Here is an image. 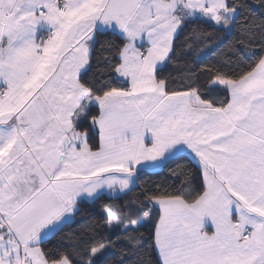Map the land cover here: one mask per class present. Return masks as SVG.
Returning <instances> with one entry per match:
<instances>
[{"label": "snow or ice", "instance_id": "1", "mask_svg": "<svg viewBox=\"0 0 264 264\" xmlns=\"http://www.w3.org/2000/svg\"><path fill=\"white\" fill-rule=\"evenodd\" d=\"M0 264H264V0H0Z\"/></svg>", "mask_w": 264, "mask_h": 264}, {"label": "trees", "instance_id": "2", "mask_svg": "<svg viewBox=\"0 0 264 264\" xmlns=\"http://www.w3.org/2000/svg\"><path fill=\"white\" fill-rule=\"evenodd\" d=\"M148 177H144V179H147ZM153 179H155L156 177H152Z\"/></svg>", "mask_w": 264, "mask_h": 264}]
</instances>
